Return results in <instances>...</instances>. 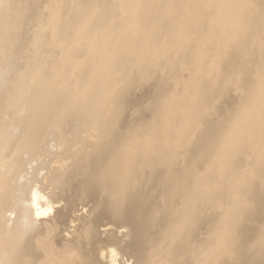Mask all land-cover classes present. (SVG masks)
<instances>
[{
  "label": "rangeland",
  "instance_id": "374dc122",
  "mask_svg": "<svg viewBox=\"0 0 264 264\" xmlns=\"http://www.w3.org/2000/svg\"><path fill=\"white\" fill-rule=\"evenodd\" d=\"M23 1H25V0H23ZM79 1L80 0H65V1L64 0H30V1L24 2L23 6H24L25 9L26 8L27 9L23 10V12H24L23 15L24 16H22V19L20 18V22H19L21 25H24V26H21L20 24H17L18 29L16 30L17 26H16V28H14L15 30H13L14 33H12V38L10 40V43L7 42L6 45L2 46V48L0 47V67H1V69H0L1 70L0 71V87L3 86V85H5V86L7 85L9 87L11 85H13L11 87L18 86L16 88L19 90L17 93L20 92L19 96L21 95L22 91H26L27 90L24 93L22 92L21 96H25V93H26L27 95L25 97L28 96L27 97L28 100H26V102L24 104H23V102H21L22 104L20 105V109H21V106H22V109H25V108H23L24 106H26V109H27V107H30L31 99H33V98L37 99V97H38L37 95L35 96V93L33 94V92H32V94H30V92H29L31 90L30 88H32L31 91L34 90V92H37L38 89H39L38 91L44 90L43 91L44 93L48 89L46 91V94L41 92L42 95L43 94H44V96L46 95V97L42 96V97H44V99L47 98V99L50 100V98H53V97L56 98L57 94H59V93H61L63 91L62 94H61L62 96L59 94L58 98H56V99L53 98V99H55L54 101L58 102L60 97H62L61 98V100H62L64 98V95H66V94H64L66 92L67 93L66 96L68 98H70V99H73V100L75 99V103H76V101L78 102L80 100L78 102L79 105L82 106L83 104H88L86 106H83V109H84L83 110L81 108V106L78 107L75 103L73 104L71 102L72 100L67 99V97H65L67 100H65V99L62 100L60 104H59V102H60L59 101L58 105L62 106L66 102L68 103V100H69L72 103V104L70 103L71 106H68V105L66 106V104H67L66 103L65 106L63 105L62 107H58L57 103L53 102V99L50 100L51 102L55 103V104L52 103L53 105H55V106H53L52 110L57 108V111L56 110L52 111V115L56 114L54 116V119H57L58 122L59 121L63 122L62 123L63 125H64V123L66 124L63 127L65 130H66V126L68 127V125H70V127H71L73 122L75 120H77L78 117L75 119L74 116H77L76 112L79 110V108L82 109V110H79L78 112L81 113V115L83 117L85 116L86 119H89V117L95 116V114H97V115H99V117L96 115L97 118H100L101 116L104 117L106 115V117H105L106 120L105 121H107L113 115H118V113L123 108L124 110L121 111L122 113L120 112V115L121 114L122 115L121 116L118 115V117L120 116L122 118L119 119V122H118V119H117V122H118V124L120 126L121 133H124L123 137H125L126 141L129 140V142H128L129 146H128V144H126V146H124V150L127 153L126 159H133L135 165L137 167H139V168L141 167L140 170H142L145 167V164H148L149 162H152L150 164H152L154 170L165 171V170H163L164 169L163 166H167L168 165L169 170L165 171L167 173L168 172L169 173L179 172V171L184 170V169L189 170L190 166H192V169L194 168V170H191V169L189 170L190 172H192V174H190V176H192V178H193L192 182H190L191 185L201 184L203 186V188L205 187L204 189L206 191L205 192L206 196H203L202 203L204 204V202H205L206 204L203 205L204 217L202 219L203 220V224H202L201 230L196 235L195 239H193L191 242L189 241L188 248L186 247V252H188V256L187 257L178 256V259H176L175 264H184V263L188 264V262L190 264H192V263L193 264H198V263L200 264V262L202 264H206L208 259L212 260V256H214L215 254H217L215 256L218 258V260L219 261L221 260V264H264V261L262 262V260H264V259L261 258L263 256V252L261 253V251H260V250H264V249H263V245H262V243H260V239H259V238L262 239L261 234H262V227H263L262 225H264V213H263L264 212V204L255 213V215L253 216L254 219L244 220V221H242L240 223L241 225L239 227L234 228V229L231 226V224H228L229 223L228 217H229V215L231 216V213L234 210V208L237 207V209H238V207L240 206L239 207V209H240V208H243V206H246L247 205L246 201H247V197H248V194H249L248 191H251L253 189L256 190L257 188L260 189L259 187H262V184H260V183H263L262 179L264 178V168H263L264 165H262V164H264V127H263L264 126V124H263L264 122H262V119L264 121V7H263L264 4H262L264 2V0L263 1L259 0L260 3H258L257 0H256L257 2L255 0L254 1H252V0H245V1L244 0H228L230 3L233 2L231 4H234L235 6L236 5L239 6V4H241L239 7H235V8H234V5L232 6L230 4L231 5V9H232L231 11H233L235 9L239 10L242 7L243 8H242V11L240 10L239 12L237 10H235V12H237V14L233 15V22L231 21L232 24H231V22H230L231 25H228L229 23H226L225 24L226 26L223 25V27L222 26L218 27L219 23H218L217 18H216L217 16H215V15L218 14L220 8L222 9L223 7L228 6L229 2L226 1V0L224 1L225 5H223V3H224L223 0H220V1L218 0L220 2V3L217 2L218 3L217 5L219 7L217 5H215L216 3H213V0H211L212 1L211 5H210V2H209L210 0H187L186 4H184L186 2L185 0H182V1L178 0V2H177V0L176 1L174 0L175 2L173 0H162V2L159 1L161 4L160 3L157 4L158 0H156V2H154L155 0H150V1L149 0H108V1H106V0H91V1H93L91 6L89 5L91 3L90 0L89 1L88 0H83V2H81V1L79 2ZM84 1L88 2V3H84ZM143 1H145V2L149 1V3L152 2L153 6H155L156 4L157 5L153 8V6L150 5V4H147V5L143 4L144 3ZM216 1L217 0H214V2H216ZM250 1H252V2H250ZM27 2H28V4H27ZM99 2H100V4H99ZM103 2H104V4H103ZM106 2H107V4H106ZM140 2H141V4H140ZM208 2H209V4H208ZM236 2H238L239 4L238 3L236 4ZM248 2H250L249 3L250 6L248 5ZM254 2H255V4H254ZM79 3H81L80 5H82V6H79ZM175 3H178V4H175ZM256 3H258L259 6H258V4L256 5ZM93 4H94V8H93ZM105 4H106L107 7H104ZM142 4L144 6H142ZM173 4H175V5H173ZM182 4H183V7H182ZM85 5H87V6L85 7ZM159 5L160 6L162 5L161 6L162 8H160ZM172 5H173V8H172ZM109 6H111V7H109ZM157 6H158V8L161 9V12H159L160 9L158 10ZM175 6L179 10H177L175 8ZM216 6L218 7V9H216L217 8ZM88 7L90 8L89 9L90 12L88 11ZM142 7L149 8V10H151V8H153V10L155 9L154 12H153V13H155L154 16H153V13L151 15L149 14V13L152 12V10H151V12L149 10L147 11V13H148L147 17H148V20H149V26H151L150 30H149L148 27H146L142 23L141 15H140L141 13L138 14V12H142L143 11ZM190 7H191V9H189ZM82 8H83V10H82ZM105 8L106 9L108 8L107 11H106ZM110 8H111V11H109ZM115 8H116V11L114 10ZM139 8H141V9H139ZM192 8H193V11H192ZM85 10H87L88 13H86L87 11H85ZM112 10H113V12H112ZM84 11H85V13H84ZM105 11H106V13H104ZM101 12H102V14H101ZM235 12L233 11V14ZM167 13H169V14H167ZM179 13L182 14V15H180ZM188 13H190V14H188ZM104 14L106 15V19H105V15ZM108 14H110V16ZM165 14H166L168 19L166 18V16H164ZM238 14L240 15V18L238 17L239 16ZM100 15H101V17H100ZM123 15H124V17H123ZM174 15H175V17H174ZM48 16H49V18H48ZM115 16H116V18H115ZM151 16L153 18H151ZM156 16H158L159 18L156 17ZM189 16H191V17H189ZM210 16L211 17L215 16V17L214 18H210ZM99 17H100V19H99ZM102 17L104 19H102ZM119 17H120V19H119ZM137 17H139V18H137ZM180 17L182 18L181 21H180V19H181ZM194 17H196V18H194ZM23 18H26V19H23ZM61 18L62 19L65 18L66 20L65 19L62 20ZM117 18H118V20H116ZM164 18H165V21L162 22L161 19L164 20ZM170 18H172V20L175 19V21L170 20ZM234 18H235V20H234ZM157 19H158L159 24H157L158 23ZM186 19L188 21H186ZM22 20H24V22L26 21L25 24L24 23L22 24V22H23ZM189 20H190V22H189ZM213 20H214V22H213ZM66 21H67V23H68V21L71 22L72 23L71 26L74 24L76 27L74 25H73V27L67 25V26H69V27H67L66 26V24H67ZM115 21L116 22L118 21V23L116 24ZM123 21L125 22V25H124ZM132 21H134V22H132ZM216 21H217L218 24L215 23ZM172 22L175 23V27L177 25V27H176L177 31L175 30V28H173L174 24H172ZM180 22H181V24H180ZM186 22H188V23H186ZM131 23H132V25H131ZM178 23H179L180 26L178 25ZM183 23H186V24H183ZM63 24H65V25H63ZM68 24H70V23H68ZM212 24H216L217 26H215V25L213 26ZM235 24H236V26H234ZM44 25L47 26V28H45ZM115 25L117 26L116 28H119L120 30L119 29L116 30ZM138 25H140V28L137 27ZM160 25H162V28L160 27ZM182 25L183 26L185 25L186 27L185 26L183 27ZM210 25H212V26H210ZM227 25H228L229 28L227 27ZM132 26L135 27V28H133ZM163 26H164V28H163ZM19 27L24 28L25 30L24 29H20ZM63 27H66V28H63ZM111 27H112V29H111ZM125 27H126V29H125ZM212 27H213V29H211ZM215 27L216 28L218 27L217 30H219L221 28L224 29V30H222V29L220 30L221 34H220V32H216L215 33L217 36L219 34L218 37L215 34H214L215 36L214 35L212 36V34L214 33L213 30L216 31ZM230 27H231V29H230ZM28 28L30 29V32H29ZM60 28L62 29V31L64 30L63 31L64 33L61 31ZM74 28H76V29H74ZM144 28H146V29L144 30ZM59 29H60V32L62 34L59 33ZM121 29H122V32H121ZM138 29H140L141 32H143V30H144V32L146 31V36L144 38H142V37L138 38L140 33H141L140 30L137 33ZM160 29H162V30L159 31ZM170 29L172 30V32H171ZM181 29H182V32H181ZM34 30H36V32L38 34L39 33L40 34L38 35ZM37 30H39V31H37ZM46 30H47V32H46ZM68 30L72 31V32L70 31L71 35L68 33L69 32ZM135 30H136V32H135ZM153 30H154V32L152 33ZM165 30H167V32ZM168 30H170V31H168ZM211 30H212L213 33H210ZM15 31H16V33H15ZM66 31H67V33H66ZM117 31H118V33L120 32L119 33L120 35H117L118 34ZM123 31L125 33H123ZM183 31H184V33H183ZM18 32H19V34L21 33L20 36H19V40H18V35H19ZM159 32H160V35H159ZM169 32L171 33V35L168 34ZM148 33H150V34H148ZM13 34L17 38H15V36H13ZM42 34L44 35V37H43ZM40 35H42V36H40ZM58 35H59V37H58ZM123 35H125L127 37L129 36L128 37L129 39L127 37L123 36ZM45 36H46V38H45ZM141 36H142V34H141ZM154 36H155V38H154ZM156 36H158V37L156 38ZM174 36L176 38H174ZM13 37H14V39H13ZM61 37H64V38L61 39ZM71 37H72V39H71ZM115 37H117V40H116ZM152 37L154 39H152ZM170 37H171V39L172 38L173 39L172 40L169 39ZM211 37L214 39V41L211 40L212 39ZM216 37H217V39H215ZM44 38H45V40H42ZM121 38H122V41L120 42ZM26 39H28V40H26ZM132 39H134L136 42L134 40H132ZM12 40L13 41L15 40L18 44L16 42H13ZM125 40H126V42H125ZM146 40H148V41H146ZM42 41H44V42H42ZM116 41H119V42H116ZM129 41H130V43L141 42V43H144V46H145L144 47L141 44L142 45L140 47L141 50L137 49V47H136L135 50L137 49L139 53L137 51H134L135 52V53L133 52L134 55L132 53L133 56L131 54H128L127 57L132 59L131 62H130V59L126 57V55H127L126 53H122V55L124 54V56L120 55L122 50H123L122 49V47L124 45L123 42L128 43ZM143 41H145V42H143ZM210 41H212L213 43L210 42ZM224 41H226L225 45H223ZM214 42H215L216 45L214 44ZM35 43H37L38 45L35 44ZM28 44H29V46H28ZM39 44H41V45H39ZM208 44H210V45H208ZM213 44L215 46H213ZM34 45H35V47H34ZM43 45L44 46L47 45L45 47L46 50H45V48H43L44 47ZM0 46H1V43H0ZM6 46H7V49H5ZM162 46H163V48H162ZM176 46H178V47H176ZM204 46H205V48H204ZM207 46H211L212 49L215 47L213 49L214 51H212L211 47L208 48ZM23 47H26V48H23ZM53 49H54V51L55 50L57 51V53H58V54L56 53L57 57L61 58L60 60H58L59 58L56 57L57 58V59L55 58L56 62L54 61L55 59L53 58L54 56H56V54L53 51ZM208 49L211 50L212 52L211 51L209 52ZM43 50H45V52ZM64 50H66V51L64 52ZM116 50L118 52L120 50L119 54H118V52H115ZM139 50L143 53L145 59H148V58H151V59H148V61L146 62V60L143 59V55H142V53H140ZM145 50H146V52H145ZM151 50H152L153 53L150 52ZM183 50H185L187 52H185V51L183 52ZM201 50H203V51H201ZM227 50H228V52H223V51H227ZM41 51H43V53ZM47 51H48V53H47ZM49 51H50V53H53V52L54 53L50 54ZM76 51L79 53V57H80V55L83 57V58L80 57V58H82L81 60H80L79 57H76V56H78V55H76V54H78ZM101 51H102V53H101ZM82 52H83V54H80ZM113 52H115L116 56H115V54ZM204 52L205 53L207 52L206 53L207 55L204 54ZM214 52H216V53H215L213 58L212 57L211 58L208 57L209 55L212 56V54H214ZM44 53L47 54V55H45ZM65 53H67V54H65ZM69 53L70 54L72 53L73 55H70ZM108 53H110V54H108ZM184 53H186V54H184ZM201 53H202V57L203 58L200 56ZM42 54H44L45 56H42ZM49 54L52 55L53 57H50ZM89 54H90L91 57L88 56ZM113 54H114V56H113ZM136 54L138 56L139 55L140 56L138 57ZM203 54L207 58H204L205 56H203ZM222 54H223V57H222ZM225 54H227V56ZM31 55L36 56V59L34 57V60H33L32 59L33 56H31ZM119 55L121 57H125V58H121ZM129 55L132 56V57H130ZM62 56H63V58H62ZM73 56H74V58H79V59L78 60L77 59H73ZM100 56H101V59H100ZM37 57L40 60H37L38 59ZM87 57H89V58H87ZM114 57L116 59H114ZM133 57H135L136 60ZM104 58H106V59H104ZM108 58H110V59H108ZM137 58L139 60H137ZM198 58H200L201 60L203 59V61L199 60ZM31 59L33 61H35V62L34 63H30V62H32ZM50 59H52L53 62H50V63L47 62ZM98 59L101 60V61H99ZM113 59H114V61H113ZM117 59H120V60L118 61ZM121 59H122V61H121ZM124 59L127 60V62H126L127 64L126 65H124L125 62L123 63ZM205 59H207V62L210 61L208 64H211L212 67H210V65L205 63L206 62ZM41 60H42L43 63L39 62ZM57 60H58V62H57ZM70 60H72V61H70ZM74 60H76L77 62L74 61ZM126 60H124V61H126ZM234 60H235V62L237 61L238 65L236 63L235 66H234V62H233ZM27 61H28V63L30 65L27 63ZM67 61L69 63H67ZM93 61H95V62H93ZM142 61H143V63L141 64ZM154 61H156V62H154ZM200 61L202 63L204 62V64H199V63H201ZM213 61H215L214 62L215 63L214 64L215 67H213L214 66L213 65ZM36 62H39V65H38V63L36 64ZM71 62H73L74 65ZM75 62H76V64H75ZM108 62H111V63L108 64ZM112 62H114V64ZM118 62H120V63H118ZM134 62L136 64L138 63V65H136ZM89 63H90V65H89L90 67H88ZM121 63L124 66V67L121 66V68L122 69L125 68V71L123 69L124 76L119 71ZM146 63H147V65H146ZM48 64H50V65L48 66ZM60 64H63V65H60ZM92 64H94V65H92ZM95 64H96V66H95ZM102 64H104V65H102ZM131 64H132V67H131ZM143 64L146 65V66H144ZM149 64L151 65L150 67L148 66ZM34 65L35 66L38 65L39 67L40 66H42V67H40V69H39V67H33ZM51 65H52V67H51ZM59 65L62 66V67L59 68L60 70L57 67ZM69 65H71V66L73 65L72 66L73 68H72L71 71H70L71 67ZM108 65H110V66L112 65V66L110 67ZM133 65H135V67H137V68H135ZM140 65H143V66H140ZM221 65L223 67H221ZM229 65H231V67L233 66L234 68L231 69ZM68 66H69L70 69H67ZM83 66H84V68L81 69ZM106 66H108V67L106 68ZM115 66H117L118 68L117 67L115 68ZM127 66H130V68L127 67ZM208 66H209V68H208ZM216 66H217V68H216ZM46 67L50 68L49 71H48V69H46ZM54 67H56L57 69L54 68ZM138 67L140 69H138ZM196 67H197V69H196ZM198 67H201V69H204V70H201ZM30 68H32L31 70L33 71V73H31V71H29ZM36 68H37V70L35 71ZM42 68H43V70H42ZM114 68L116 69L117 74H115L116 71H115ZM128 68H129L130 71L126 70ZM151 68H152V71L155 70V71H153L154 73L151 71ZM212 68H215L217 70L212 69ZM61 69H62L63 74H64V71H63L64 69L68 70V73L65 70L66 71L65 74L67 73L68 78H66L67 75L65 76V74L63 76V74L61 73ZM109 69H110V71L113 69L111 71L112 73H110ZM131 69H133V70H131ZM143 69L145 70V72H144ZM223 69H224V71H223ZM228 69H230V71ZM50 70H51V72L54 71L56 73L55 74H54V72L51 73ZM57 70H58V72H57ZM83 70L84 71L87 70V72L88 71L89 72L88 73L85 72L86 74L83 73L81 75V73L84 72ZM100 70H102L101 74H100ZM200 70L203 71V72L208 70L207 71L208 75H207V72H206V75H205V73L201 72ZM44 71H46V73L48 71L49 73L46 74ZM103 71H106V72H103ZM108 71H109V73H108ZM132 71L135 72V73H133ZM148 71H149V74H148ZM43 72L46 74L45 76L43 75L44 74ZM97 72H98V75H97ZM119 72H120V75H122V77L120 75H118ZM125 72H126V74H125ZM127 72L131 73V76H132L131 78H129L130 74H128ZM212 72H214V73H212ZM223 72H224V74H223ZM72 73H73V75H72ZM228 73L230 75H228ZM41 74L44 77H42ZM50 74H52V75L54 74L55 78L52 79V77H54V76H51ZM89 74H91L92 76L89 75ZM112 74L116 75L117 79H118V77L120 79L119 82H118L119 79L118 80L114 79L116 81V84H115V81H113V79H112V78H116V76L112 77ZM134 74L135 75L137 74L138 76H135ZM140 74H142V76H140ZM203 74L206 77L208 76V78H205L203 76ZM213 74H216V75H213ZM37 75H39V76H37ZM47 75H50L51 77L49 76L50 78H47L48 77ZM84 75H86V76H84ZM150 75L152 76L151 78H149ZM196 75H198V77ZM22 76L23 77L27 76V80L24 77V79L26 80L25 83L28 82L26 84L27 86L23 82L24 80L22 79L23 78ZM89 76L92 77V78H89ZM101 76H102V78H101ZM220 76H223V77H220ZM15 77H17L16 78L17 80H14ZM29 77H31V78H29ZM41 77H42V79L40 80L39 78H41ZM45 77L48 79V81H47V79H45L48 83L43 79ZM58 77L59 78L61 77V81L58 80L59 79ZM62 77L63 78L65 77L64 78V80H66L65 82H64ZM97 77H99V78L96 79ZM159 77L161 78V80L158 79ZM201 77L202 78L204 77L207 80H205V79L203 80ZM19 78H21L22 81ZM103 78H104V80L102 82L101 80ZM123 78L125 80H122ZM141 78H142V80H141ZM195 78H197V79L201 78L203 81L201 79L200 80H197V79L195 80ZM218 78L221 79V80H219ZM223 78L226 79V80H224ZM56 79L60 82L59 83L60 86H58V87H60L62 90L60 88H58L57 84H55L53 82V80L55 82H57ZM79 79L80 80L83 79L84 81L83 80L80 81ZM108 79H109V81L111 80L110 83H109ZM38 81L41 84V86L38 83ZM19 82L21 84V88L18 85ZM45 82L47 83V86L44 85ZM73 82H74V84H73ZM121 82H123V83H121ZM129 82L131 83L132 86L130 85ZM201 82H202V85L199 86L198 84H201ZM206 82H207V84H206ZM85 83L86 84L88 83V84L86 85ZM95 83H96V90H95L96 92L95 91L93 92V90L95 88ZM120 83L122 85H120ZM99 84H100V86H98ZM23 85H25V86H23ZM48 85H50L51 87L53 86L52 87L53 90L52 89L51 90H52L53 93H54V91L56 92L54 95L51 92L50 93L52 95L48 94L49 93L48 91H50V86H48ZM54 85H56L57 89H55ZM22 86H23V88H22ZM30 86H34L35 88L34 87H30ZM75 86L77 88H75ZM103 86H104V88H103ZM107 86H111V87L107 88ZM135 86H137V87H135ZM208 86H209V88H208ZM220 86H224V87L221 88ZM80 87H82L81 90H80ZM105 87L107 89V92L104 91V90H106ZM200 87H202V89ZM218 87H219V89H218ZM69 88L70 89L72 88L71 89L72 93L69 92V90H70ZM110 88L111 89L114 88V91L113 90L110 91L111 90ZM115 88H117V90ZM135 88H136V90H135ZM64 89L65 90L69 89V90L65 91ZM77 89H79L80 91L77 90ZM57 90H58V92H57ZM59 90L61 92H59ZM82 90H83V92H82ZM205 90H207V91L210 90L209 91L210 93L207 92V91L204 92ZM76 91H78L79 94ZM90 91H91V93H90ZM119 91H122V92L126 91L125 92V99L122 102L123 105L121 104L122 106H120L122 108H119L120 111L119 110L116 111L115 109L112 110V108H114L113 107L114 105L111 103L113 99L110 96L116 95L117 93L119 94ZM161 92H162V94H161ZM201 92H203V93H201ZM28 93L30 95H28ZM41 93L38 92V95H40ZM92 93H94L95 95H93ZM104 93H105V95H104ZM112 93H114V94H112ZM91 94L93 95L92 98H91V96H92ZM206 94H207V96H206ZM48 95L49 96L51 95V96L49 97ZM71 95H72V97H71ZM94 96H96V99L99 98V96L102 97V98H105V100H106L105 101V105H103V107H101L102 111L100 110V108L98 110V107L100 106V105L99 106L97 105L98 104L97 103L98 100H97V102L94 101L95 103H97L96 105L93 103L95 105L94 107L97 108V109L96 110H93V109L90 110L91 108H89V107L90 106L93 107V104L90 101H93L95 99ZM202 96L203 97L205 96V97L203 98ZM88 97H90L91 99L90 98L88 99ZM40 98H41V95H40ZM40 98H39V101H40ZM110 98L112 100H110ZM197 98H199V99H197ZM41 99H43V98H41ZM201 99H203L204 101L201 100ZM64 101H65V103H62ZM84 101H88V102L84 103ZM168 101H169V103H168ZM173 101H174V103H172ZM199 101H201V102H199ZM206 102L208 103V106H207V104H205ZM26 103H29L28 104L29 106L25 105ZM199 103H202L201 106L198 105ZM31 105H33L31 107L34 108L35 105L33 103ZM72 105L77 106V108L76 107H72ZM87 106H88L87 109H89V111L91 112V113H89L90 116L88 114L89 111L85 110L86 108H84V107H87ZM96 106H98V107H96ZM252 106H254V107L252 108ZM54 107H56V108H54ZM69 107H72L71 110H73V112H74V115H72L73 112H71L70 109L68 110L69 113L71 112L70 113L71 115L68 113L70 118L71 119L73 118V120L75 119L74 121L72 120V124H71V121H69V123H70L69 124L68 121H65V119L61 120L62 115H60V111H59L60 109H63V108L66 111ZM196 108L201 109L199 113L196 112ZM22 109H21V113L26 110V109L25 110H22ZM251 109H253L252 112H250ZM106 110L107 111L110 110V112H107ZM27 111L28 110H26V112ZM86 111H88V112L86 113ZM93 111H95L96 113H94ZM57 113L59 114L58 116H57ZM65 113H67V111ZM243 113H244V115H243ZM61 114H63V112ZM108 114H110V115H108ZM139 114H141V115H139ZM196 114H197V116H196ZM178 115H180V116H178ZM69 116H68L67 120H71V119H69ZM127 116H129V118H127ZM82 119H85V118H82ZM86 119L84 120V122L87 121ZM132 119H134V120H132ZM209 120H210V122H209ZM216 120H218V121L216 122ZM221 120H222V122H221ZM55 121L56 120H54L53 123L57 124L58 122L56 123ZM128 121H130V122H128ZM241 121H242V123H241ZM98 122H99V119H98ZM98 122H97V119H96V122L94 124L95 127L99 124ZM155 123H156V125H155ZM248 123H250V124H248ZM241 124H243V126ZM254 126H256V127H254ZM92 128H94V127H92ZM193 128H194V130H193ZM224 128H227V129H224ZM256 128H257V130H256ZM151 129L156 130L155 131L156 134L155 133L153 134L154 137L153 136H150V137H152L154 139V142L157 143V148H153V150L150 151V154L148 155V157H146L144 159L145 161L142 162L143 160L138 158L137 147H139V144L141 143L140 138L142 136H145ZM261 129H263V131ZM235 130L238 131V132H236ZM164 132H166V133L164 134ZM230 133H232V134H230ZM247 134H248V136H247ZM201 136H205L206 140L200 146L199 143H198V139ZM223 136L225 137V139L223 138ZM82 137H85V136H82ZM226 137H228L227 138L228 140L226 139ZM229 137H230V140H229ZM191 138H194V139L192 140ZM217 138L221 139V140L219 141ZM246 138H248V139L245 140ZM138 139H139V143L134 145L135 142ZM189 139H191L192 142H190ZM242 140H244L245 144L242 143L243 142ZM132 143H134V144H132ZM52 144H55V142L52 143ZM216 144H218V147L216 146ZM219 144H222L223 146H221ZM131 146H132V149H130ZM221 147H222V149H221ZM236 147L240 148V150H242V148H246L245 149V153H244V149L242 150L243 152H241ZM79 148H80V146H79ZM223 148H224V151H223ZM155 150H157V151H155ZM218 150H221V151H219V153H218ZM237 150H239L240 152L238 153ZM132 151H134V152L132 153ZM214 152H216V153H214ZM222 153H224V154H222ZM187 154H188V156H186ZM220 154H222L223 156L221 157ZM131 155H132V157H131ZM234 155L236 156V158H233V157H235ZM166 156H171V157H169L170 160L166 159ZM173 156H174V158H173ZM196 156H197V158H196ZM211 156H212V158H211ZM241 156H242V158H241ZM192 158H194V159H192ZM244 158H246L245 159L246 162H245ZM156 159H158V160H156ZM209 159L211 161H209ZM240 159H241L242 162H240ZM218 160L220 162L219 164H217ZM222 160H224V164H223V162H221ZM207 161H209V162H207ZM158 162H159V164H157ZM193 163H194V165H193ZM221 163L223 164V166H220ZM182 164H184V165L182 166ZM205 164L207 165V169L205 167L206 166ZM241 164H242V166H241ZM226 165H228V166L226 167ZM261 165H262V167H261ZM256 166H258V167L256 168ZM174 168H177V169H174ZM212 169H214L215 171L214 170L212 171ZM232 169H233V171H232ZM230 171L233 172V173L230 174ZM47 172L43 171V173H44L43 183H44V179H45V174ZM198 172H200V174ZM202 172H204V173L202 174ZM216 172L218 174H216ZM224 172H225V174H224ZM250 172H251V175H250ZM210 174H212V175H210ZM203 176H206V177H203ZM229 176H230V178H228ZM37 177H38V175L36 173H32L31 171L24 170V178H23L24 179V186L29 184V183L31 185H33L32 180H34ZM201 177L204 178V179L206 178V180L208 182L206 180H204V182H203V179ZM208 177H210V178H208ZM231 178H232V180H231ZM80 179L81 178L74 179V181H72L70 183V187L65 188L66 191L70 190V193H69V195H70V199H69L70 203H72L73 206L77 205V203H79L80 201H76L74 203V199L77 198L79 200L81 197H83L85 199V201H83V202L81 201L82 203H87L88 200H91V199L96 198V197L98 199L97 200L94 199L93 201H95V202L98 201L100 198L98 197V193L94 190L93 185L91 186V184H90L91 182L90 181H86V185L83 186L81 184V182H80ZM190 180H191V178H190ZM201 180H202V182H201ZM258 180L259 181L261 180V182H259ZM227 182H228V184H227ZM244 184H245V186H244ZM236 188H237V190H236ZM248 188H250V190ZM212 191L214 193H216V192L217 193L214 194ZM240 191H244V192L242 193ZM218 192H220V194ZM229 192H231V194ZM234 192H236V193L234 194ZM164 194H165V196H164ZM145 195H147V194H145ZM215 195L217 197L218 196L219 197L216 198ZM88 196H90V197L88 198ZM214 196H215L216 199L214 198ZM164 197H166V191H162L160 193L159 202H163V200L165 199ZM239 198H240V200H239ZM243 200H244V202H243ZM206 201L209 202V204ZM234 202L235 203L239 202L242 206L239 203H238L239 206H238V204H236V206H234L235 205ZM245 202H246V204L243 205ZM91 203H89V205H91V206L88 205V207H85L84 209L87 208V210L89 211L90 208L92 207ZM232 204H234L233 207H232ZM64 206H66V202L65 201H63V202H61V203L56 205V207L59 208V209L63 208ZM81 208H83L82 205H79L78 209L80 210ZM84 209L82 211H84ZM222 212H224V213H222ZM79 213L78 212H73V215L75 214L74 216L78 217V216L81 215V212H79ZM213 214H214L215 217L213 216ZM204 218L205 219L207 218L208 221H206L207 219L205 220ZM213 219H215V221L217 222V225L215 226L216 230L220 229V228L222 229L221 230L222 233H220V230H218V232H217L219 234H222V236L217 234L218 244L216 245L217 246L216 247L217 250L214 253L211 252V250L213 249L212 247L206 246V249H207V247H209V250L208 249L207 250L204 249V245L207 244L206 240L208 239L206 236L209 237L210 229L213 226L212 225ZM75 220H76V218L74 219V221ZM71 221H73V219ZM221 222H222V225L224 226V228H223L222 225H220ZM74 223H75L74 230H76V228L80 224V221L76 220V222H73V224ZM225 223L227 225H224ZM247 223H248V225H247ZM228 225H230L232 229ZM204 227H205V229H204ZM156 230L157 229H155V231ZM228 230H230V231L228 232ZM240 230H241V232H240ZM120 231H124V230L121 229ZM236 231H238V232H236ZM263 232H264V228H263ZM244 233H246V234H244ZM136 235L137 234H135L134 237L128 242L127 246L130 243H132L133 241L136 240V238H137ZM226 236H228V237H226ZM262 236L264 237V234ZM69 237H71V236H69ZM256 238H257V240L258 239L259 240L257 241ZM202 242H203V246H202ZM251 242H254V243H251ZM256 243H258L260 246H258ZM261 245H262V248H261ZM190 246H193L192 250H191ZM254 246H258L257 250H256V247H254ZM200 247L203 248V249H201ZM139 248H140V250L143 251L141 253L143 254V257H144V254H145L146 248H147V243H139ZM250 248H251V250H250ZM252 248L255 249V250H252ZM110 250L113 251L114 248L112 247V248H110ZM258 250H259V252H257ZM200 251L203 252V253L201 254ZM205 251H208V252H205ZM256 252H257V254H256ZM130 253H131V255H133V254L135 255L133 249H132V251H130ZM198 253H199V256H198ZM258 253H260V255H262V256L260 257V255ZM195 254H197V255H195ZM215 256H214V258H216ZM137 257L138 256L135 255L136 259H137ZM189 257H191V259ZM127 258L128 257H125L124 260L126 261ZM201 259H202V261H201ZM190 261H192V262H190ZM128 264H135L134 263V258H130V261L128 262Z\"/></svg>",
  "mask_w": 264,
  "mask_h": 264
},
{
  "label": "bare ground",
  "instance_id": "6f19581e",
  "mask_svg": "<svg viewBox=\"0 0 264 264\" xmlns=\"http://www.w3.org/2000/svg\"><path fill=\"white\" fill-rule=\"evenodd\" d=\"M26 1H30V0H0V43H1V48L3 45H6L7 42L10 43V40L12 38V33L13 30H15L14 28H16L17 24H20V18L22 19V16H24V12L23 10H26L23 6L24 2ZM65 1V0H64ZM81 2H83V0H80ZM79 1V2H80ZM89 1V0H88ZM91 1V0H90ZM108 1V0H106ZM150 1V0H149ZM149 1L145 2L143 1L145 5L147 4H150L152 5V2L149 3ZM162 2V0H158L157 4H159L160 2ZM174 1V0H173ZM176 1V0H175ZM174 1V2H175ZM182 1V0H180ZM179 1V2H180ZM186 1V2H185ZM183 3L186 4L187 3V0H185ZM220 1V0H219ZM218 0L216 2H214L213 0V3H216L215 5H217L218 3H220ZM225 0H223L224 2ZM228 1V0H226ZM245 1V0H244ZM243 1V2H244ZM254 1V0H252ZM250 1V2H252ZM256 1V0H255ZM258 3L259 0H257ZM256 1V2H257ZM263 1V0H262ZM92 2L89 4L90 6L92 5ZM156 2V0L154 1ZM172 2V1H171ZM170 2V3H171ZM173 2V3H174ZM178 2V0H177ZM205 2V1H204ZM210 5L212 3V1L210 0ZM208 2V4H209ZM218 2V3H217ZM229 2V1H228ZM239 2V1H238ZM236 2V4L238 3ZM248 2V5L249 3ZM84 3H88V2H85ZM102 3V2H101ZM222 3V2H221ZM233 3V2H231ZM229 2L228 6L226 7H223L222 9L220 8L219 12L217 15L216 18H217V21L219 23V26H222L225 25L226 23H229L228 25H231L232 22H233V15L237 14V12H235V10H233L235 13L233 14V11H231V5L233 6L234 4H231ZM235 3V2H234ZM247 3V2H246ZM245 3V4H246ZM256 3V5L258 4ZM28 4V2H27ZM81 3H79V6H82L80 5ZM100 4V2H99ZM104 4V2H103ZM107 4V2H106ZM106 4L104 5V7H107ZM141 4V2H140ZM142 4V6H144ZM154 4V3H153ZM156 4V5H157ZM161 4V3H160ZM175 4H178V3H175ZM173 4V5H175ZM189 4V3H188ZM187 4V5H188ZM207 4V5H208ZM226 4V5H227ZM231 4V5H230ZM239 4V3H238ZM255 4V2H254ZM264 4V2L262 3ZM26 5V4H25ZM88 5V4H87ZM85 5V7L87 6ZM88 5V6H89ZM98 5V4H97ZM109 5V4H108ZM155 5V6H156ZM173 5H172V8H173ZM181 5V4H180ZM223 5H225V2L223 3ZM222 5V6H223ZM241 4H239L240 6ZM247 5V4H246ZM27 6V5H26ZM68 6V5H67ZM84 6V5H83ZM89 6V7H90ZM101 6V5H100ZM103 6V5H102ZM153 6V5H152ZM153 6V8L155 7ZM162 6V5H161ZM160 5L159 7L162 8ZM171 6V5H170ZM177 6V5H176ZM175 6V8H176ZM218 6V5H217ZM216 6V7H217ZM221 6V5H220ZM239 6H235L234 5V8L235 7H239ZM250 6V5H249ZM248 6V7H249ZM259 6V4H258ZM262 6V5H261ZM260 6V7H261ZM88 7V11H89V8ZM111 7V6H109ZM164 7V6H163ZM178 7V6H177ZM182 7H183V4H182ZM187 7V6H186ZM219 7V6H218ZM218 7L216 9H218ZM242 7V6H241ZM264 7V6H263ZM262 7V8H263ZM56 8V7H55ZM93 8H94V4H93ZM143 8V11L142 12H138V14L141 15V20H142V23L149 28L150 30V27L149 26V20H148V17H147V11L149 10V8H145V7H142ZM145 8V9H144ZM153 8H151V10H149L151 13H149L150 15L154 12ZM158 8V6H157ZM158 8V10L160 9ZM179 8V7H178ZM230 8V9H229ZM243 8V7H242ZM242 8H240L239 10H237L238 12L241 10L242 11ZM103 9V8H102ZM106 9V8H105ZM104 9V10H105ZM108 9V8H107ZM106 9V11H107ZM113 9V8H112ZM141 9V8H139ZM138 9V10H139ZM166 9V8H165ZM164 9V10H165ZM177 9V8H176ZM185 9V8H184ZM191 9V7L189 8ZM204 9V8H203ZM207 9V8H206ZM64 10V9H63ZM83 10V8H82ZM92 10V9H91ZM116 11V8L114 9ZM179 10V9H177ZM188 10V9H187ZM212 10V9H211ZM87 11V10H85ZM84 11V13H85ZM88 11L86 13H88ZM106 11L104 13H106ZM111 11V8L110 10ZM114 11V12H115ZM133 11V10H132ZM131 11V12H132ZM140 11V10H139ZM191 11V10H190ZM192 11H193V8H192ZM191 11V12H192ZM195 11V10H194ZM217 11V10H216ZM215 11V12H216ZM90 12V11H89ZM113 12V10H112ZM159 12H161V9L159 10ZM214 12V11H213ZM111 13V12H110ZM122 13V12H121ZM164 13V12H163ZM166 13V12H165ZM170 13V12H169ZM167 13V14H169ZM187 13V12H186ZM196 13V12H195ZM194 13V14H195ZM217 13V12H216ZM242 13V12H241ZM102 14V12H101ZM115 14V13H114ZM137 14V15H138ZM173 14V13H172ZM176 14V13H175ZM180 14V13H179ZM178 14V15H179ZM190 14V13H188ZM193 14V15H194ZM213 14V13H212ZM105 15V14H104ZM110 16V14H108ZM117 15V14H116ZM155 15V13H153V16ZM162 15V14H161ZM182 15V14H180ZM179 15V16H180ZM192 15V16H193ZM239 15V14H238ZM57 16V15H56ZM64 16V15H63ZM90 16V15H89ZM121 16V15H120ZM166 16V14L164 15ZM177 16V15H176ZM187 16V15H186ZM196 16V15H195ZM213 16V15H212ZM214 16V17H215ZM26 17V16H25ZM54 17V16H53ZM101 17V15H100ZM99 17V19H100ZM124 17V15H123ZM158 17V16H156ZM175 17V15H174ZM188 17V16H187ZM191 17V16H189ZM214 17H211L210 18H214ZM240 18V15L238 16ZM259 17V16H258ZM49 18V16H48ZM116 18V16H115ZM122 18V17H121ZM132 18V17H131ZM139 18V17H137ZM151 18H153L151 16ZM159 18V17H158ZM167 18V16H166ZM177 18V17H176ZM181 18V17H180ZM196 18V17H194ZM236 18V17H235ZM234 18V20H235ZM238 18V19H239ZM23 19H26V18H23ZM62 19V18H61ZM65 18H63L62 20H64ZM102 19H104L102 17ZM105 19H106V15H105ZM113 19V18H112ZM120 19V17H119ZM129 19V18H128ZM150 19V18H149ZM168 19V18H167ZM174 19V18H173ZM179 19V18H178ZM190 19V18H189ZM237 19V20H238ZM50 20V19H49ZM66 20V19H65ZM68 20V19H67ZM118 20V18L116 19ZM140 20V21H141ZM170 20H172V18H170ZM182 20V18L180 19V21ZM194 20V19H193ZM192 20V21H193ZM196 20V19H195ZM22 24L24 22V20H22ZM30 21V20H29ZM46 21V20H45ZM70 21V20H69ZM70 24L67 23L66 21V26L69 25L71 26V22H69ZM102 21V20H101ZM100 21V22H101ZM139 21V20H138ZM156 21V20H155ZM160 21V20H159ZM162 22L165 21V18L164 20L161 19ZM160 21V22H161ZM172 21H175L172 20ZM177 21V20H176ZM186 21H188L186 19ZM197 21V20H196ZM212 21V20H211ZM217 21L215 23H217ZM232 21V22H231ZM116 22V21H115ZM124 22V21H123ZM134 22V21H132ZM152 22V21H151ZM157 22H158V19H157ZM156 22V23H157ZM183 22V21H182ZM190 22V20H189ZM195 22V21H194ZM210 22V21H209ZM214 22V20H213ZM231 22V24H230ZM240 22V21H239ZM246 22V21H245ZM46 23V22H45ZM118 23V21L116 22V24ZM120 23V22H119ZM188 23V22H186ZM186 23H183V24H186ZM193 23V22H192ZM217 23V24H218ZM155 24V23H154ZM159 24V22L157 23ZM156 24V25H157ZM172 24H174V27L175 30H176V27H175V23L172 22ZM177 24V23H176ZM181 24V22H180ZM211 24V23H210ZM234 24V23H233ZM251 24V23H250ZM21 25V24H20ZM19 25V26H20ZM28 25V24H27ZM65 25V24H63ZM74 25V24H73ZM73 25L71 27H73ZM124 25H125V22H124ZM132 25V23H131ZM136 25V24H135ZM134 25V26H135ZM179 25V23H178ZM213 26H217L216 24H212ZM210 25V26H212ZM227 25V27H228ZM239 25V24H238ZM21 26H24V25H21ZM42 26V25H41ZM67 26V27H69ZM75 26V25H74ZM154 26V25H153ZM172 26V25H171ZM180 26V25H179ZM183 26V25H182ZM181 26V27H182ZM185 26V25H184ZM183 26V27H184ZM226 26V25H225ZM236 26V24L234 25ZM45 28H47V26L44 25ZM76 27V26H75ZM117 26L115 25V28ZM133 27V26H132ZM137 27L140 28V25H138ZM157 27V26H156ZM159 27V26H158ZM160 27L162 28V25H160ZM186 27V26H185ZM203 27V26H202ZM218 27L216 28V31L211 30L210 33H213L212 36L216 33V32H220L221 34V29L217 30ZM226 27V28H227ZM232 27V26H231ZM230 27V29H231ZM20 29H24V28H21L19 27ZM27 28V27H26ZM63 28H66V27H63ZM121 28V27H120ZM123 28V27H122ZM135 28V27H133ZM154 28V27H153ZM152 28V29H153ZM164 28V26H163ZM225 28V27H224ZM229 28V27H228ZM18 29V26L16 28V30ZM29 29V28H28ZM39 29V28H38ZM42 29V28H41ZM61 29V28H60ZM60 29H59V33L60 32ZM69 29V28H68ZM71 29V28H70ZM76 29V28H74ZM112 29V27H111ZM119 29V28H116V30ZM124 29V28H123ZM126 29V27H125ZM132 29V28H131ZM146 28H144L145 30ZM155 29V28H154ZM159 29V28H158ZM169 29V28H168ZM172 29V28H171ZM170 29V30H171ZM184 29V28H183ZM188 29V28H187ZM206 29V28H205ZM213 29V27L211 28ZM25 30V29H24ZM114 30V29H113ZM120 30V29H119ZM140 29H138L137 33L139 32ZM143 30V32H144ZM162 29H160L159 31H161ZM164 30V29H163ZM168 30V31H170ZM173 30V29H172ZM171 30V32H172ZM186 30V29H185ZM195 30V29H194ZM224 30V29H222ZM36 32V30H34ZM39 31V30H37ZM45 31V30H44ZM62 31V29H61ZM64 31V30H63ZM62 31V32H63ZM69 31V30H68ZM71 31V30H70ZM68 32L70 35H71V32ZM126 31V30H125ZM134 31V30H133ZM167 32V30H165ZM177 31V30H176ZM179 31V30H178ZM203 31V30H202ZM21 32V31H20ZM28 32V31H27ZM29 32H30V29H29ZM28 32V33H29ZM47 32V30H46ZM74 32V31H73ZM121 32H122V29H121ZM129 32V31H128ZM132 32V31H131ZM136 32V30H135ZM141 32V30H140ZM141 32L139 37L138 38H144L146 36V31L143 33ZM154 32V30L152 31V33ZM165 32V33H166ZM174 32V31H173ZM180 32V31H179ZM181 32H182V29H181ZM234 32V31H233ZM16 33V31H15ZM27 33V34H28ZM37 33V32H36ZM64 33V32H63ZM67 33V31H66ZM118 33V31H117ZM120 33V32H119ZM117 34V35H120V34ZM123 33H125L123 31ZM122 33V34H123ZM133 33V32H132ZM175 33V32H174ZM184 33V31H183ZM19 34V32H18ZM21 34V33H20ZM20 34L18 35V40H19V36ZM24 34V33H23ZM26 34V33H25ZM38 34V33H37ZM40 34V33H39ZM38 34V35H39ZM62 34V33H61ZM73 34V33H72ZM142 34V36H141ZM150 34V33H148ZM155 34V33H154ZM158 34V33H157ZM156 34V35H157ZM168 34L171 35V33L169 32ZM176 34V33H175ZM179 34V33H178ZM182 34V33H181ZM218 34V33H217ZM36 35V34H35ZM43 35V34H42ZM40 35V36H42ZM116 35V34H115ZM135 35V34H134ZM137 35V34H136ZM153 35V34H152ZM159 35H160V32H159ZM184 35V34H183ZM211 35V34H210ZM209 35V36H210ZM216 35V34H215ZM214 35V36H215ZM250 35V34H249ZM13 36H15L13 34ZM23 36V35H22ZM62 36V35H61ZM83 36V35H82ZM125 36V35H123ZM217 36V35H216ZM219 36V34H218ZM217 36V37H218ZM24 37V36H23ZM38 37V36H37ZM44 37V35H43ZM59 37V35H58ZM119 37V36H118ZM127 37V36H125ZM129 37V36H128ZM127 37V38H128ZM135 37V36H134ZM158 36H156L157 38ZM160 37V36H159ZM180 37V36H179ZM191 37V36H190ZM189 37V38H190ZM217 37L215 39H217ZM15 38H17L15 36ZM40 38V37H39ZM38 38V39H39ZM46 38V36H45ZM42 39V40H45ZM64 38V37H61V39ZM66 38V37H65ZM116 40H117V37H115ZM114 38V39H115ZM120 38V37H119ZM155 38V36H154ZM152 37V39H154ZM174 38H176L174 36ZM212 38V37H211ZM14 39V37H13ZM25 39V38H24ZM37 39V40H38ZM49 39V38H48ZM53 39V38H52ZM72 39V37H71ZM124 39V38H123ZM129 39V38H128ZM136 39V38H135ZM171 39V37L169 38ZM173 39V38H172ZM171 39V40H172ZM180 39V38H179ZM225 39V38H224ZM223 39V40H224ZM248 39V38H247ZM28 40V39H26ZM40 40V39H39ZM108 40V39H107ZM134 40V39H132ZM138 40V39H137ZM140 40V39H139ZM143 40V39H142ZM212 41H214V39L212 38L211 39ZM13 41V40H12ZM11 41V42H12ZM115 41V40H114ZM122 41V38L120 40V42ZM135 41V40H134ZM148 41V40H146ZM150 41V40H149ZM176 41V40H175ZM209 41V40H208ZM210 41V42H212ZM241 41V40H240ZM13 42H16L15 40ZM12 42V43H13ZM36 42V41H35ZM38 42V41H37ZM44 42V41H42ZM46 42V41H45ZM56 42V41H55ZM116 42H119V41H116ZM126 42V40H125ZM123 42V47H122V52L120 55H122V53H126V57L128 56V54H131L134 52V51H137V49H140V47L143 45L144 46V43H141V42H138V43H130V41L128 43H125ZM145 42V41H143ZM209 42V43H210ZM225 42L224 41L223 45H225ZM17 43V42H16ZM33 43V42H32ZM41 43V42H40ZM58 43V42H57ZM56 43V44H57ZM108 43V42H107ZM114 43V42H113ZM184 43V42H183ZM213 43V42H212ZM14 44V43H13ZM18 44V43H17ZM27 44V43H26ZM37 44V43H35ZM45 44V43H44ZM116 44V43H115ZM120 44V43H119ZM142 44V45H141ZM147 44V43H146ZM145 44V45H146ZM211 44V43H210ZM208 44V45H210ZM215 44V42H214ZM213 44V46H215ZM219 44V43H218ZM8 45V44H7ZM32 45V44H31ZM38 45V44H37ZM36 45V46H37ZM41 45V44H39ZM185 45V44H184ZM200 45V44H199ZM205 45V44H204ZM221 45V44H220ZM249 45V44H248ZM20 46V45H19ZM29 46V44H28ZM44 46V45H43ZM47 46V45H46ZM46 46H44L43 48H45ZM51 46V45H50ZM55 46V45H54ZM80 46V45H79ZM116 46V45H115ZM35 47V45H34ZM118 47V46H117ZM137 47V49L135 50V48ZM139 47V48H138ZM145 47V46H144ZM178 47V46H176ZM208 48H210L211 46H207ZM224 47V46H223ZM226 47V46H225ZM23 48H26V47H23ZM28 48V47H27ZM82 48V47H81ZM84 48V47H83ZM104 48V47H103ZM143 48V47H142ZM163 48V46H162ZM167 48V47H166ZM189 48V47H188ZM205 48V46H204ZM215 48V47H214ZM213 48V49H214ZM7 49V46L6 48ZM18 49V48H17ZM37 49V48H36ZM113 49V48H112ZM172 49V48H171ZM203 49V48H202ZM207 49V48H206ZM205 49V50H206ZM212 49V47H211ZM212 49V51H214ZM21 50V49H20ZM26 50V49H25ZM33 50V49H32ZM35 50V49H34ZM41 50V49H40ZM46 50V48H45ZM45 50H43L45 52ZM68 50V49H67ZM141 50V49H140ZM139 50V51H140ZM179 50V49H178ZM204 50V51H205ZM209 50V49H208ZM225 50V49H224ZM246 50V49H245ZM43 51H41L43 53ZM54 51V49H53ZM59 51V50H58ZM66 50H64L65 52ZM96 51V50H95ZM109 51V50H108ZM173 51V50H172ZM185 50H183L184 52ZM203 51V50H201ZM211 50H209L210 52ZM211 51V52H212ZM39 52V51H38ZM55 54L57 53V51L55 50L54 51ZM53 52V53H54ZM75 52V51H74ZM77 52V51H76ZM115 52H118L117 50ZM115 52H113L115 54ZM120 52V50H119ZM118 52V54H119ZM146 52V50H145ZM152 52V50L150 51ZM181 52V51H180ZM182 52V53H183ZM187 52V51H185ZM208 52V51H207ZM206 52V53H207ZM208 52V53H209ZM223 52H228L227 51H223ZM18 53V52H17ZM25 53V52H24ZM31 53V52H30ZM48 53V51H47ZM50 53V51H49ZM53 53H50V54H53ZM78 53V52H77ZM102 53V51H101ZM104 53V52H103ZM135 53V52H134ZM133 53V55H134ZM139 53V52H138ZM140 53H142L140 51ZM153 53V52H152ZM178 53V52H177ZM203 53V52H202ZM202 53H201V57H202ZM204 52V54H206ZM216 52H214V54H212V56H208V57H214ZM13 54V53H12ZM19 54V53H18ZM28 54V53H27ZM33 54V53H32ZM45 54V53H44ZM42 54V56H45L47 54ZM49 54V55H50ZM54 54V55H55ZM58 54V53H57ZM57 54L56 56H52L50 55V57H53L54 59L57 57ZM60 54V53H59ZM67 54V53H65ZM70 54V53H69ZM68 54V55H69ZM80 54H83L80 53ZM87 54V53H86ZM97 54V53H96ZM110 54V53H108ZM113 54V56H114ZM117 54V55H118ZM145 54V53H144ZM149 54V53H148ZM158 54V53H157ZM186 54V53H184ZM183 54V55H184ZM203 54V56H205ZM210 54V53H209ZM228 54V53H227ZM227 54H225L227 56ZM245 54V53H244ZM2 55V54H1ZM35 55V54H34ZM34 55H31L33 56L32 59L34 60V57L36 59V56ZM37 55V54H36ZM64 55V54H63ZM70 55H73L72 53ZM78 56L76 57H79V53L76 54ZM85 55V54H84ZM83 55V56H84ZM92 55V54H91ZM112 55V54H111ZM119 55V56H120ZM132 55V56H133ZM137 55V54H136ZM143 55V53H142ZM181 55V54H180ZM207 55V54H206ZM24 56V55H23ZM40 56V55H39ZM38 56V57H39ZM60 56V55H59ZM90 56V54L88 55ZM98 56V55H97ZM103 56V55H102ZM116 56V54H115ZM118 56V57H119ZM124 56V54L122 55ZM130 56V55H129ZM130 56V57H132ZM138 56V55H137ZM140 56V55H139ZM138 56V57H139ZM155 56V55H154ZM160 56V55H159ZM182 56V55H181ZM2 57V56H1ZM37 57V58H38ZM41 57V56H40ZM48 57V56H47ZM68 57V56H67ZM71 57V56H70ZM80 57H82L80 55ZM79 57V58H80ZM91 57V56H90ZM96 57V56H95ZM94 57V58H95ZM108 57V56H107ZM121 57V56H120ZM146 57V56H145ZM222 57H223V54H222ZM31 58V57H30ZM59 58L58 60H60L61 58L60 57H57ZM56 58V59H57ZM63 58V56H62ZM65 58V57H64ZM72 58V57H71ZM79 58H74L73 56V59H79ZM83 58V57H82ZM80 58V60L82 59ZM85 58V57H84ZM89 58V57H87ZM98 58V57H97ZM121 58H125V57H121ZM129 58V57H127ZM135 58V57H133ZM142 58V57H141ZM147 58V57H146ZM183 58V57H182ZM203 58V57H202ZM204 58H207L206 56ZM209 58V59H210ZM3 59V58H2ZM31 59L32 62L30 63H34L35 61H33ZM56 59L54 60L56 62ZM68 59V58H67ZM72 59V60H73ZM91 59V58H90ZM96 59V58H95ZM100 59H101V56H100ZM106 59V58H104ZM110 59V58H108ZM107 59V60H108ZM114 59H116L114 57ZM113 59V61H114ZM130 59V62L132 61L131 58ZM128 59V60H129ZM143 59L144 58V55H143ZM148 59H151V58H148ZM148 59H145L146 62L148 61ZM159 59V58H158ZM199 60H201L200 58H198ZM215 59V58H214ZM252 59V58H251ZM37 60H40L39 58ZM36 60V61H37ZM51 60V61H50ZM49 61L47 62H53L52 59H50ZM57 60V62H58ZM64 60V59H63ZM70 60V61H72ZM85 60V59H84ZM93 60V59H92ZM99 60V59H98ZM103 60V59H102ZM118 61L120 59H117ZM126 60V59H124ZM123 60V63L125 62L124 65H126L127 63V60L124 61ZM136 60V58H135ZM137 60H139L137 58ZM206 60V64H208L209 62H207V59ZM204 60V61H205ZM237 60V59H236ZM26 61V60H25ZM76 61V60H74ZM73 61V62H74ZM101 61V60H99ZM106 61V60H105ZM104 61V62H105ZM122 61V59H121ZM152 61V60H151ZM203 61V59L201 60ZM200 61V62H201ZM224 61V60H223ZM41 63V61H39ZM39 62H36V64L38 63L39 65ZM71 62L73 65L74 63ZM77 62V61H76ZM75 62V64H76ZM81 62V61H80ZM86 62V61H85ZM95 62V61H93ZM98 62V61H97ZM138 62V61H137ZM156 62V61H154ZM158 62V61H157ZM176 62V61H175ZM212 62V61H211ZM215 61H213V65L215 64L214 63ZM226 62V61H225ZM234 62V66L235 64L237 63V61L235 62V60L233 61ZM232 62V63H233ZM28 63V61H27ZM40 63V64H41ZM62 63V62H61ZM67 63H69L67 61ZM70 63V64H71ZM111 63V62H108V64ZM114 64V62H112ZM120 63V62H118ZM135 63V62H134ZM143 63V61L141 62V64ZM222 63V62H221ZM228 63V62H227ZM25 64V63H24ZM29 64V63H28ZM53 64V63H52ZM78 64V63H77ZM80 64V63H79ZM112 64V65H113ZM136 64V63H135ZM155 64V63H154ZM158 64V63H157ZM161 64V63H160ZM199 64H204V62L202 63H199ZM26 65V64H25ZM30 65V64H29ZM33 66V67H39V66ZM47 65V64H46ZM50 64H48L49 66ZM55 65V64H54ZM53 65V66H54ZM60 65H63V64H60ZM57 66L58 69L62 66ZM72 65V66H73ZM84 65V64H83ZM90 63L88 64V67ZM94 65V64H92ZM104 65V64H102ZM111 65V66H112ZM116 65V64H115ZM129 65V64H128ZM138 65V63L136 64ZM144 65V64H143ZM143 65H140V66H143ZM147 65V63H146ZM144 65V66H146ZM156 65V64H155ZM211 66V64H208ZM223 65V64H222ZM221 65V67H223ZM238 65V63H237ZM3 66V65H2ZM45 66V65H44ZM69 66L71 67V69L69 68ZM67 69H70V71L72 70V66L69 65ZM96 66V64H95ZM98 66V65H97ZM110 66V65H108ZM106 66V68L108 67ZM110 66V67H111ZM119 66V65H118ZM124 67L123 64L121 63L120 64V72L121 74H123L124 76V71H125V68L124 71L123 69L121 68ZM135 67V65H133ZM149 67L151 66L150 64L148 65ZM159 66V65H158ZM230 68H234L233 66L231 67V65H229ZM42 67V66H40ZM39 67V69H40ZM52 67V65H51ZM102 67V66H101ZM100 67V68H101ZM114 67V66H113ZM112 67V68H113ZM117 66H115L116 68ZM130 68V66H127ZM131 67H132V64H131ZM215 67V65L213 66ZM26 68V67H25ZM56 68V67H54ZM53 68V69H54ZM64 68V67H63ZM84 66L81 68L83 69ZM114 68V69H115ZM118 68V67H117ZM126 69V70H129ZM137 68V67H135ZM142 68V67H141ZM145 68V67H144ZM199 69H201V67H198ZM209 68V66H208ZM217 68V66H216ZM228 68V67H227ZM1 69V67H0ZM32 68L29 69V71H31V73H33V71L31 70ZM45 69V68H44ZM46 69H48L49 71V67H46ZM57 69V68H56ZM67 69H64V74L65 72L67 71L68 73V70ZM138 69H140L138 67ZM137 69V70H138ZM155 69V68H154ZM197 69V67H196ZM207 69V68H206ZM212 69H215V68H212ZM222 69V68H221ZM237 69V68H236ZM24 70V69H23ZM34 70V69H33ZM37 70V68L35 69V71ZM43 70V68H42ZM60 70V69H59ZM66 70V71H65ZM104 70V69H103ZM113 70V69H112ZM111 70V71H112ZM123 72H122V71ZM133 70V69H131ZM135 70V69H134ZM142 70V69H141ZM144 70V69H143ZM201 70H204V69H201ZM200 70V71H201ZM217 70V69H215ZM230 71V69H228ZM1 71V70H0ZM34 71V72H35ZM47 71V73H49ZM53 71V70H52ZM56 71V70H55ZM69 71V72H70ZM84 71V70H83ZM101 71L100 70V74H101ZM110 71V69H109ZM108 71V73H109ZM110 71V73H112ZM116 71V69H115ZM114 71V72H115ZM130 71V70H129ZM151 71H152V68H151ZM155 71V70H153ZM152 71V72H153ZM199 71V72H200ZM208 71V70H207ZM203 72L205 73L206 75V72ZM224 71V69H223ZM46 73V71H44ZM43 72V73H44ZM51 72V70H50ZM54 72V71H53ZM51 72V73H53ZM58 72V70H57ZM88 73L87 70L82 72L81 75L83 73ZM103 72H106V71H103ZM113 72V73H114ZM120 72L118 73V75H120ZM133 72V71H132ZM145 72V70H144ZM151 72V73H152ZM167 72V71H166ZM198 72V73H199ZM216 72V71H215ZM218 72V71H217ZM37 73V72H36ZM43 74L44 76L47 74ZM56 72H54L55 74ZM61 73L63 74L62 72V69H61ZM60 73V74H61ZM67 73L65 74V76L67 75ZM85 73V74H86ZM128 73V72H127ZM135 73V72H133ZM150 73V74H151ZM154 73V72H153ZM214 73V72H212ZM233 73V72H232ZM231 73V74H232ZM19 74V73H18ZM54 74H50L51 76H54ZM63 74V76H64ZM105 74V73H104ZM107 74V73H106ZM117 74V71L116 73ZM126 74V72H125ZM130 74V77L131 78V73H128ZM139 74V73H138ZM148 74H149V71H148ZM200 74V73H199ZM198 74V75H199ZM202 74V73H201ZM224 74V72H223ZM42 75V74H41ZM40 75V76H41ZM42 75V77H44ZM50 75H47L48 77L47 78H50L51 76ZM59 75V74H58ZM57 75V76H58ZM73 75V73H72ZM80 75V74H79ZM91 75V74H89ZM97 75H98V72H97ZM135 75V74H134ZM153 75V74H152ZM198 75H196L198 77ZM207 75H208V72H207ZM210 75V74H209ZM213 75H216V74H213ZM228 75H230L228 73ZM227 75V76H228ZM39 76V75H37ZM50 76V77H49ZM56 76V77H57ZM86 76V75H84ZM92 76V75H91ZM100 76V75H99ZM107 76V75H106ZM113 76H116V75H113L112 74V77ZM122 77V75H120ZM126 76V75H125ZM135 76H138L137 74ZM140 76H142V74H140ZM200 76V75H199ZM202 76V75H201ZM204 76V74H203ZM18 77V76H17ZM15 77L14 80H17ZM20 77V76H19ZM23 77V76H22ZM21 77V78H22ZM25 77V76H24ZM22 78L25 83V81L27 80V76ZM32 77V76H31ZM29 77V78H31ZM39 78L40 80L42 79ZM152 76L150 75L149 78H151ZM205 78H208V76H204ZM202 78L203 80L205 78ZM220 77H223V76H220ZM19 78V79H21ZM28 78V79H29ZM46 77L43 78L44 80L47 79ZM54 77H52V79H54ZM59 78V77H58ZM63 78V77H62ZM65 78V77H64ZM63 78V80H64ZM68 78V75L67 77ZM72 78V77H71ZM89 78H92L89 76ZM99 77H97L96 79H98ZM102 78V76H101ZM125 78V77H124ZM122 79V80H125V79ZM144 78V77H143ZM148 78V77H147ZM157 78V77H156ZM164 78V77H163ZM200 78V79H201ZM228 78V77H227ZM21 79V81H22ZM74 79V78H73ZM84 79V78H83ZM82 79V80H83ZM95 79V78H94ZM113 81H115L117 79V76L116 78H112ZM115 79V80H114ZM119 79V77H118ZM117 79V80H118ZM153 79V78H152ZM158 79L161 80V78L159 77ZM197 78H195L196 80ZM200 79H197V80H200ZM201 79V80H202ZM219 79V78H218ZM224 79V78H223ZM61 81V77L58 79ZM56 79L57 82H55L53 80V82L55 84H57V87L60 86L59 85V81ZM62 80V81H63ZM78 80V79H77ZM80 80V79H79ZM80 80V81H82ZM104 78L101 80L103 82ZM106 80V79H105ZM127 80V79H126ZM135 80V79H134ZM142 80V78H141ZM149 80V79H148ZM155 80V79H154ZM163 80V79H162ZM166 80V79H165ZM202 80V81H203ZM207 80V79H205ZM217 80V79H216ZM221 80V79H219ZM226 80V79H224ZM46 81V80H45ZM48 81V79H47ZM46 81V82H47ZM52 81V80H51ZM50 81V82H51ZM66 80H64L65 82ZM75 81V80H74ZM79 81V82H80ZM84 81V80H83ZM86 81V80H85ZM96 81V80H95ZM100 81V80H99ZM109 81V79H108ZM111 81V80H110ZM109 81V83H110ZM112 81V82H113ZM120 81V79L118 80V82ZM138 81V80H137ZM158 81V80H157ZM156 81V82H157ZM223 81V80H222ZM18 82V81H17ZM45 82L44 85L47 86V83ZM52 82V83H53ZM68 82V81H67ZM101 82V83H102ZM127 82V81H126ZM160 82V81H159ZM178 82V81H177ZM215 82V81H214ZM218 82V81H217ZM23 83V84H24ZM28 83V82H27ZM25 83V85L27 84ZM33 83V82H32ZM39 83V81H38ZM62 83V82H61ZM77 83V82H76ZM107 83V82H106ZM123 83V82H121ZM120 83V85H122ZM130 83V82H129ZM138 83V82H137ZM199 83V82H198ZM245 83V82H244ZM40 84V83H39ZM43 84V83H42ZM74 84V82H73ZM83 84V83H82ZM81 84V85H82ZM86 84V83H85ZM88 84V83H87ZM86 84V85H87ZM92 84V83H91ZM108 84V83H107ZM115 84H116V81H115ZM135 84V83H134ZM139 84V83H138ZM155 84V83H154ZM168 84V83H167ZM207 84V82H206ZM218 84V83H217ZM19 87L21 88V84L19 82ZM23 85V86H25ZM37 85V84H36ZM51 85V84H50ZM48 85V86H50ZM69 85V84H68ZM71 85V84H70ZM90 85V84H89ZM102 85V84H101ZM104 85V84H103ZM131 85V83H130ZM136 85V84H135ZM140 85V84H139ZM142 85V84H141ZM196 85V84H195ZM199 86L202 85V82L201 84H198ZM214 85V84H213ZM212 85V86H213ZM13 86V85H11ZM9 87V86H1L0 87V264H128V262L130 261V258H134V263L135 264H175V261L176 259H178V256H181V257H187L188 256V252H186V247L188 248V243L189 241L191 242L193 239H195L196 235L199 233V231L201 230V227H202V224H203V217H204V213H203V205L206 204L204 202V204L202 203V198L203 196H206L205 195V187L203 188V186L201 184H196V185H191L190 182H192V176H190V174H192V172H190L189 170H194V168L192 169V166H190L189 170L187 169H184V170H181L179 172H172V173H167L165 171H168L169 170V167L168 165L167 166H163V170L165 171H162V170H154L153 169V166L152 162H149L148 164H145V167L140 170L139 167H137L133 161V159H126V151L124 150V146H126V144H128L129 140H125V137H123V134L124 133H121L120 131V126L118 124L119 122V119L122 118L120 117V112L122 110H124L122 107L123 104L122 102L124 101L125 99V92H122V91H119V94L117 93L116 95H113V96H110V100H112V104L114 105L112 108V110H119V108H122V110L118 113V115H120L118 117V115H113L112 117H110L107 121H105V117L106 115L103 117L101 116L100 118H97L95 114V116H92V117H89V119H86V117L82 116L81 113H79L78 111L79 110H82L83 109V106H86L88 104H83L82 106L78 104V102L80 101H76L75 103V99H70L68 98L66 95L67 93L65 91L69 90H65L64 94V98L62 100H72L71 102L74 104H76L78 107L81 106L82 109L79 108V110L76 112V115L77 116H74L75 119L77 118V120H73V118L71 119L69 114L71 112H73V110H71L72 107H76L77 106H74L72 105V107H69L66 111L67 113H65L66 111L63 109H58L60 111V115H62V118L61 120L65 119V121H71V124H72V120L74 121L73 124L71 125H68V127L66 126V130L63 128L66 124L64 123V125L62 124L63 122H58L57 119H54V116L56 115H52V111L56 110L57 111V108L52 110L53 104L57 103V106L58 107H62L63 105L65 106V101L62 102V103H65L63 104L62 106H59L58 105V102L59 104L61 103V98H59V101L56 102L54 101L56 98L59 97V94L61 95L62 92L59 90V94H57L56 98L53 99V98H50L53 99V102H51L49 99L45 98L46 95L44 96V94H46V90L45 93L43 92L44 90H41V91H38L37 89V92H34L31 91L32 88H30L31 90L29 91L30 94H33L35 93V96L37 95V99H34L32 96L33 99H31L30 101V107H27L26 109V106H24L23 108H25L26 110H28L26 112L25 109H22V106H21V109L22 110H25L21 113V109H20V105L22 104L21 102H23V104L26 102L27 97H25L27 94L25 93V96H21L22 95V92H26V91H22L21 92V97L19 96L20 92L17 93L19 90L16 88L18 86H14V87ZM22 86V88H23ZM27 86V85H26ZM38 86V85H37ZM36 86V87H37ZM41 86V84H40ZM55 86V89L56 88V85ZM62 86V85H61ZM72 86V85H71ZM85 86V85H84ZM83 86V87H84ZM100 86V84L98 85ZM105 86V85H104ZM103 86V88H104ZM114 86V85H113ZM132 86V85H131ZM157 86V85H156ZM30 87H34V86H30ZM53 87V86H52ZM50 86V91H48L47 93L48 94H51L53 93L52 88ZM108 87H111V86H107ZM137 87V86H135ZM197 87V86H196ZM214 87V86H213ZM221 88L224 87V86H220ZM35 88V87H34ZM33 88V89H34ZM40 88V87H39ZM48 88V87H47ZM60 88V87H58ZM66 88V87H65ZM68 88V87H67ZM75 88H77L75 86ZM82 87H80V90H81ZM87 88V87H86ZM89 88V87H88ZM100 88V87H99ZM133 88V87H132ZM202 89V87H200ZM205 88V87H204ZM207 88V87H206ZM209 88V86H208ZM26 89V88H25ZM41 89V88H40ZM43 89V88H42ZM52 89V90H51ZM54 89V90H55ZM61 89V88H60ZM72 89V88H71ZM70 89V90H71ZM90 89V88H89ZM102 89V88H101ZM106 89V87H105ZM111 89V88H110ZM117 90V88H115ZM212 89V88H211ZM219 89V87H218ZM62 90V89H61ZM69 92L72 93V90ZM79 90V89H77ZM79 90V91H80ZM91 90V89H90ZM96 90V83H95V88L93 90V92ZM98 90V89H97ZM100 90V89H99ZM114 91V88L111 89L110 91ZM130 90V89H129ZM136 90V88H135ZM224 90V89H223ZM107 92V89L104 90ZM134 91V90H133ZM166 91V90H165ZM201 91V90H200ZM199 91V92H200ZM203 91V90H202ZM207 90H205L204 92H206ZM210 91V90H209ZM207 91V92H209ZM215 91V90H214ZM38 92L39 93H44L42 95V93L40 94L41 95V99L40 98V95H38ZM51 92V93H50ZM58 92V90H57ZM78 92V91H76ZM83 92V90H82ZM96 92V91H95ZM219 92V91H218ZM246 92V91H245ZM260 92V91H259ZM37 93V94H36ZM56 92L54 91L53 95L55 94ZM70 93V94H71ZM91 93V91H90ZM203 93V92H201ZM200 93V94H201ZM210 93V92H209ZM220 93V92H219ZM249 93V92H248ZM28 93V95H30ZM74 94V93H73ZM76 94V93H75ZM79 94V92H78ZM89 94V93H88ZM93 95H95L94 93H92ZM91 94V95H92ZM111 94V93H110ZM114 94V93H112ZM128 94V93H127ZM162 94V92H161ZM194 94V93H193ZM247 94V93H246ZM24 95V94H23ZM52 95V94H51ZM50 95V96H51ZM69 95V94H68ZM83 95V94H82ZM90 95V96H91ZM93 95L91 96V98L93 97ZM105 95V93H104ZM34 96V95H33ZM44 96V97H42ZM49 96V95H48ZM47 96V97H48ZM49 96V97H50ZM62 96V95H61ZM97 96V95H96ZM96 96H94V98L96 99ZM169 96V95H168ZM207 96V94H206ZM217 96V95H216ZM20 97V98H19ZM30 97V96H29ZM67 97V99L65 98ZM72 97V95H71ZM194 97V96H193ZM203 97V96H202ZM205 97V96H204ZM203 97V98H204ZM39 98H40V101H39ZM74 98V97H73ZM83 98V97H82ZM86 98V97H85ZM90 97H88L89 99ZM90 98V99H91ZM195 98V97H194ZM217 98V97H216ZM30 99V98H29ZM78 99V98H77ZM93 100V101H90L92 102V104L94 103L95 105L97 104L98 106V110L100 108V110L102 109L101 107H103V105H105V98H102L99 96V98H97L96 100ZM199 99V98H197ZM210 99V98H209ZM23 100V101H22ZM43 100V101H42ZM68 100V103L70 104L71 102ZM98 100V102H97ZM182 100V99H181ZM203 100V99H201ZM211 100V99H210ZM250 100V99H249ZM254 100V99H253ZM252 100V101H253ZM94 101H96L97 103H95ZM196 101V100H195ZM204 101V100H203ZM202 101V102H203ZM214 101V100H213ZM88 101H84V103H86ZM109 102V101H108ZM179 102V101H178ZM193 102V101H192ZM201 102V101H199ZM34 104V108H32L31 104ZM53 103V104H52ZM66 104V106H71V104ZM169 103V101H168ZM174 103V101L172 102ZM204 103V102H203ZM253 103V102H252ZM256 103V102H255ZM29 103H26L25 105H28ZM91 104V103H90ZM93 104V107L90 106L89 108H91L90 110H96L97 108H95ZM122 104V105H121ZM193 104V103H192ZM202 103H199L198 105L201 106ZM205 104H207L208 106V103L206 102ZM249 105V104H248ZM256 105V104H255ZM254 105V106H255ZM29 106V105H28ZM37 106V107H36ZM110 106V105H109ZM112 106V105H111ZM171 106V105H170ZM252 106V108L254 107ZM258 106V105H257ZM187 107V106H186ZM29 108V109H28ZM32 108V109H31ZM86 108L85 110H88V106L87 107H84ZM200 108V107H199ZM199 108H196V112L199 113L201 109ZM70 109V113H69V110ZM104 109V108H103ZM188 109V108H187ZM194 109V108H193ZM248 109V108H247ZM246 109V110H247ZM63 110V111H62ZM84 110V109H83ZM249 110V109H248ZM247 110V111H248ZM253 109H251L250 112H252ZM75 111V110H74ZM86 111V113L88 112ZM102 111V110H101ZM107 111V110H106ZM115 111V112H116ZM127 111V110H126ZM133 111V110H132ZM182 111V110H181ZM188 111V110H187ZM63 112V114H61ZM82 112V111H81ZM85 112V111H84ZM83 112V113H84ZM94 113H96L95 111H93ZM107 112H110V110H108ZM125 112V111H124ZM192 112V111H191ZM249 112V111H248ZM247 112V113H248ZM254 112V111H253ZM69 113V114H68ZM82 113V114H83ZM91 113L90 111L88 112V114ZM122 113V112H121ZM188 113V112H187ZM79 114V115H78ZM85 114V113H84ZM59 114L57 113V116ZM71 115V114H70ZM72 115H74V112L72 113ZM110 115V114H108ZM124 115V114H123ZM130 115V114H129ZM141 115V114H139ZM244 115V113H243ZM263 115V114H262ZM56 116V117H57ZM68 116H69V119L71 120H67L68 119ZM90 116V114H89ZM99 117V115H97ZM180 116V115H178ZM197 116V114H196ZM133 117V116H132ZM240 117V116H239ZM58 118V117H57ZM80 118V119H79ZM82 118H85L87 121L84 122L85 119H82ZM127 118H129V116H127ZM254 118V117H253ZM263 118V117H262ZM60 119V118H59ZM96 119H97V122H98V119H99V124L95 127L94 124L96 122ZM117 119H118V122H117ZM219 119V118H218ZM245 119V118H244ZM54 120H56L55 123ZM134 120V119H132ZM220 120V119H219ZM64 121V122H65ZM218 120H216L217 122ZM130 122V121H128ZM133 122V121H132ZM158 122V121H157ZM210 122V120H209ZM222 122V120H221ZM239 122V121H238ZM247 122V121H246ZM262 122L263 119H262ZM67 123V122H66ZM79 123V124H78ZM227 123V122H226ZM240 123V122H239ZM242 123V121H241ZM251 123V122H250ZM248 123V124H250ZM70 124V123H69ZM166 124V123H165ZM196 124V123H195ZM257 124V123H256ZM264 124V123H263ZM130 125V124H129ZM156 125V123H155ZM220 125V124H219ZM218 125V126H219ZM228 125V124H227ZM243 126V124H241ZM255 125V124H254ZM180 126V125H179ZM70 127V128H69ZM94 127V128H92ZM250 127V126H249ZM256 127V126H254ZM258 127V126H257ZM264 127V126H263ZM262 127V128H263ZM69 128V129H68ZM139 128V127H138ZM234 128V127H233ZM172 129V128H171ZM180 129V128H179ZM191 129V128H190ZM223 129V128H222ZM224 129H227V128H224ZM236 129V128H235ZM259 129V128H258ZM194 130V128H193ZM238 130V129H237ZM249 130V129H248ZM252 130V129H251ZM255 130V129H254ZM257 130V128H256ZM263 131V129H261ZM140 131V130H139ZM156 130L154 129H151L145 136H142L140 138V141L141 143L139 144V147H137V152H138V158H140L141 160H143L142 162H144L145 158L148 157V155L150 154V151L153 150V148H157V143L154 142V139L150 136H153V134L155 133ZM223 131V130H222ZM221 131V132H222ZM236 131V130H235ZM238 132V131H236ZM163 133V132H162ZM166 132H164L165 134ZM84 134V135H83ZM156 134V133H155ZM232 134V133H230ZM173 135V134H172ZM219 135V134H218ZM221 135V134H220ZM82 136H85V137H82ZM222 136V135H221ZM248 136V134H247ZM154 137V136H153ZM194 137V136H193ZM220 137V136H219ZM223 138L225 139V137L223 136ZM228 137H226L227 139ZM192 140L194 138H191ZM190 140V142H192ZM218 139V138H217ZM243 139V138H242ZM248 138H246L245 140H247ZM156 140V139H155ZM206 140V137L205 136H201L199 137L198 139V143L199 145L201 146L204 141ZM219 141L221 139H218ZM228 140V139H227ZM226 140V141H227ZM229 140H230V137H229ZM55 144H52L54 143ZM157 141V140H156ZM210 141V140H209ZM244 143V140H242ZM230 142V141H229ZM137 143H139V139L134 143V145H136ZM247 143V142H246ZM228 144V143H227ZM245 144V143H244ZM221 146H223L222 144H219ZM80 146V148H79ZM129 146V144H128ZM133 146V145H132ZM132 146L130 149H132ZM168 146V145H167ZM216 146L218 147V144H216ZM231 146V145H230ZM233 146V145H232ZM243 146V145H242ZM134 147V146H133ZM190 147V146H189ZM216 147V148H217ZM234 147V146H233ZM237 148V147H236ZM135 149V148H134ZM222 149V147H221ZM234 149V148H233ZM240 150V148H237ZM244 149V153H245V149L246 148H242V150ZM127 150V149H126ZM237 150L238 153L241 151L243 152L242 150ZM157 151V150H155ZM154 151V152H155ZM161 151V150H160ZM219 151L221 150H218V153ZM223 151H224V148H223ZM222 151V152H223ZM228 151V150H227ZM234 151V150H233ZM134 151H132L133 153ZM180 152V151H179ZM216 153V152H214ZM234 153V152H233ZM224 154V153H222ZM220 154V156L222 157L223 155ZM218 155V154H217ZM216 155V156H217ZM238 155V154H237ZM241 155V154H240ZM247 155V154H246ZM188 156V154L186 155ZM199 156V155H198ZM229 156V155H228ZM235 156V155H234ZM130 157V156H129ZM132 157V155H131ZM168 157V158H167ZM171 156H166V159H169ZM195 157V156H194ZM233 157V156H232ZM231 157V158H232ZM240 157V156H239ZM246 157V156H245ZM174 158V156H173ZM187 158V157H186ZM197 158V156H196ZM212 158V156H211ZM216 158V157H215ZM230 158V159H231ZM233 158H236L233 157ZM238 158V157H237ZM242 158V156H241ZM162 159V158H161ZM160 159V160H161ZM194 159V158H192ZM246 158H244L245 160ZM259 159V158H258ZM158 160V159H156ZM214 160V159H213ZM217 160V159H216ZM220 160V159H219ZM219 160L216 162L217 164H219ZM248 160V159H247ZM263 160V159H262ZM168 161V160H167ZM174 161V160H173ZM194 161V160H193ZM209 161H211L209 159ZM207 161V162H209ZM239 161V160H238ZM215 162V161H214ZM221 162H223L224 164V160H222ZM240 162L241 159H240ZM246 162V160H245ZM184 163V162H183ZM227 163V162H226ZM159 164V162L157 163ZM168 164V163H167ZM222 164V163H221ZM220 166H223V164ZM230 164V163H229ZM256 164V163H255ZM170 165V164H169ZM184 164H182L183 166ZM194 165V163H193ZM206 165V164H205ZM237 165V164H236ZM253 165V164H252ZM264 165V164H262ZM261 165V167H262ZM228 165H226L227 167ZM242 166V164H241ZM240 166V167H241ZM254 166V165H253ZM206 169H207V165L205 166ZM204 167V168H205ZM237 167V166H236ZM258 166H256L257 168ZM156 168V167H155ZM231 168V167H230ZM242 168V167H241ZM264 168V166H263ZM174 169H177V168H174ZM209 169V168H208ZM234 169V168H233ZM232 169V171H233ZM255 169V168H254ZM262 169V168H261ZM24 170L26 171H31L32 173H36L38 175L37 178H35L34 180H32V183L33 185H31L30 183L25 185L24 186ZM154 170V171H153ZM214 169H212L213 171ZM43 171L47 172L45 174V179H44V183H43V178H44V173ZM215 171V170H214ZM239 171V170H238ZM196 172V171H195ZM236 172V171H235ZM260 172V171H259ZM258 172V173H259ZM200 174V172H198ZM204 172H202L203 174ZM233 173L230 171V174ZM254 173V172H253ZM261 173V172H260ZM201 174V175H202ZM216 174H218L216 172ZM225 174V172H224ZM223 174V175H224ZM262 174V173H261ZM212 175V174H210ZM250 175H251V172H250ZM253 175V174H252ZM263 175V174H262ZM235 176V175H234ZM203 177H206V176H203ZM80 179V182L83 186L86 185V181H90L91 183V186L93 185V188L94 190L98 193V197L100 198L98 201H93L94 199H98L97 197L96 198H93L91 200H88L87 203H82L83 201H85V199L83 197H81L79 200L76 198L74 199V203L76 201H80L79 203H77V205H72V203H70L69 199H70V190L69 191H66L65 188L67 187H70V183L72 181H74V179ZM191 178V180H190ZM202 178V177H201ZM210 178V177H208ZM207 178V179H208ZM230 178V176L228 177ZM241 178V177H240ZM200 179V178H199ZM198 179V180H199ZM203 179V182L204 180H206V178H202ZM236 179V178H235ZM252 179V178H251ZM261 179V178H260ZM215 180V179H214ZM219 180V179H218ZM226 180V179H225ZM232 180V178H231ZM207 181V180H206ZM228 181V180H227ZM251 181V180H250ZM259 181V180H258ZM263 183H260L262 184V187H259L260 189H253L251 191H248L249 194H248V197H247V205L246 206H243V208H240L239 209V202L232 204V207L233 205L236 206V204H238V209L237 207L234 208V210L232 211L231 213V216L229 215L228 217V221L229 223L228 224H231V226L234 228H237L239 227L241 224L242 221L244 220H251V219H254V215L255 213L259 210V208L264 204V178L262 179ZM202 182V180H201ZM208 182V181H207ZM214 182V181H213ZM212 182V183H213ZM252 182V181H251ZM261 182V180L259 181ZM258 182V183H259ZM228 184V182H227ZM233 184V183H232ZM254 185V184H253ZM225 186V185H224ZM228 186V185H227ZM237 186V185H236ZM245 186V184H244ZM250 187V186H249ZM222 188V187H221ZM220 188V189H221ZM238 188V187H237ZM236 188V190H237ZM69 189V188H68ZM250 190V188H248ZM252 189V188H251ZM219 190V189H218ZM222 190V189H221ZM262 190V191H261ZM162 191H166V197H164L165 199L163 200V202H159V195ZM235 191V190H234ZM213 192V191H212ZM239 192V191H238ZM240 192H244V191H240ZM214 193V192H213ZM217 193V192H216ZM214 193V194H216ZM220 194V192H218ZM231 194V192H229ZM236 192H234L235 194ZM261 193V194H260ZM147 194V195H145ZM165 196V194H164ZM216 196V195H215ZM214 196V198H215ZM90 196H88L89 198ZM219 197V196H218ZM216 196V198H218ZM230 197V196H229ZM243 197V196H242ZM215 198V199H216ZM245 198V197H244ZM229 199V198H228ZM240 200V198H239ZM245 200V199H244ZM243 200V202H244ZM65 201L66 202V206H64L63 208L59 209L56 207L57 204L61 203ZM82 201V202H81ZM215 201V200H214ZM92 202V203H91ZM207 202V201H206ZM216 202V201H215ZM224 202V201H223ZM246 202L243 204L245 205ZM89 203L92 204V207L90 208V210L88 211L87 208L84 209L85 207H88ZM209 204V202H207ZM226 204V203H225ZM79 205H82L83 208H81L80 210L78 209V206ZM241 205V204H240ZM91 206V205H89ZM242 206V205H241ZM205 207V206H204ZM57 208V209H56ZM84 209V211H82ZM261 211V210H260ZM73 212H81V215L78 216V217H75L73 215ZM83 212V213H82ZM88 212V213H87ZM262 212V211H261ZM215 213V212H214ZM220 213V212H219ZM224 213V212H222ZM264 213V212H263ZM80 214V213H79ZM216 214V213H215ZM210 215V214H209ZM224 215V214H223ZM214 216V214H213ZM215 217V216H214ZM76 218V220L80 221V224L79 226L76 228V230H74V227H75V223L73 224V222H76V220L74 221V219ZM73 219V221H71ZM205 219V218H204ZM207 219V218H206ZM205 219V220H206ZM208 221V219L206 220ZM227 221V222H228ZM226 222V223H227ZM248 222V221H247ZM79 223V222H78ZM224 224V225H227V224ZM73 224V225H72ZM206 225V224H205ZM212 228L210 229V234H209V237L206 236L208 239L206 240V245H204V249H206V246H209V247H212L213 249L211 250L212 253H214L217 249H216V245L218 244V240H217V233L218 230H220V233L221 232V226L219 227L220 229H217L216 230V225H217V222L215 221V219H213L212 221ZM219 225V224H218ZM220 225H222V222L220 223ZM244 225V224H243ZM248 225V223H247ZM262 225V224H261ZM223 226V225H222ZM230 226V225H228ZM230 226V228H231ZM262 234H261V238L260 239V243H262L263 245V249H264V237L262 236L264 234L263 232V228H264V225H262ZM218 227V226H217ZM224 228V226H223ZM229 228V227H228ZM229 228V229H230ZM247 228V227H246ZM121 229H123L124 231H120ZM155 229H157L155 231ZM205 229V227H204ZM208 229V228H207ZM232 229V228H231ZM203 230V229H202ZM227 230V229H226ZM230 230H228L229 232ZM232 231V230H231ZM234 231V230H233ZM235 232V231H234ZM238 232V231H236ZM241 232V230H240ZM231 233V232H230ZM136 235V240L133 241L132 243H130L128 246V242L134 237V235ZM246 234V233H244ZM222 236V234H219ZM218 235V236H219ZM228 235V234H227ZM71 236V237H69ZM232 236V235H231ZM258 236V235H257ZM256 236V237H257ZM228 237V236H226ZM259 237V236H258ZM202 239V238H201ZM219 239V238H218ZM258 239V240H259ZM200 240V239H199ZM220 240V239H219ZM231 240V239H230ZM257 240V238H256ZM257 240V241H258ZM224 241V240H223ZM222 241V242H223ZM254 241V240H253ZM220 242V241H219ZM139 243H147V248H146V252L144 254V257H143V254L141 252H143L142 250H140L139 248ZM251 243H254V242H251ZM250 243V244H251ZM258 246H260L258 243H256ZM249 245V244H248ZM255 245V244H254ZM262 245H261V248H262ZM202 246H203V242H202ZM201 246V247H202ZM258 246H254L256 247V250H257V247ZM114 248L113 251L110 250V248ZM131 249H129V248ZM191 247V250H192V247L193 246H190ZM196 247V246H195ZM200 247V248H201ZM209 247H207V249L209 250ZM251 247V246H250ZM260 248V249H261ZM132 249L134 250V253L135 255H137V259L135 258V255H131L130 251H132ZM190 249V248H189ZM203 249V248H201ZM206 249V250H207ZM200 250V249H199ZM251 250V248H250ZM252 250H255L252 248ZM204 251V250H203ZM261 253L263 252V256L260 255V253H258L260 255V257L262 259H264V250H260ZM201 252V251H200ZM199 252V253H200ZM205 252H208V251H205ZM210 252V251H209ZM259 252V250L257 251ZM256 252V254H257ZM133 253V252H132ZM141 253V254H140ZM197 253V252H196ZM199 253H198V256H199ZM203 252H201L202 254ZM227 254V253H226ZM197 255V254H195ZM194 255V256H195ZM217 255V254H215ZM214 255V256H215ZM142 256V257H141ZM201 256V255H200ZM214 256H212V260L208 259L207 263L206 264H221V260L219 261L218 258H214ZM125 257H128L127 260L125 261L124 258ZM206 257V256H205ZM191 259V257H189ZM188 258V259H189ZM193 258V257H192ZM195 258V257H194ZM260 258V259H261ZM187 259V258H186ZM198 259V258H197ZM204 259V258H203ZM184 261V260H183ZM193 261V260H192ZM190 261V262H192ZM199 261V260H198ZM202 261V259H201ZM259 261V260H258ZM264 260H262L263 262ZM194 262V261H193ZM220 262V263H219ZM187 263V262H186ZM198 263V262H197ZM185 264V263H184ZM188 264H190L188 262ZM193 264V263H192ZM199 264V263H198ZM200 264H202L200 262Z\"/></svg>",
  "mask_w": 264,
  "mask_h": 264
}]
</instances>
